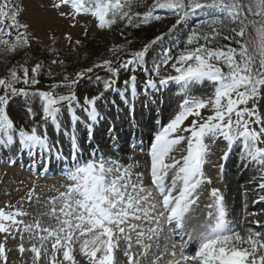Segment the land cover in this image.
<instances>
[{"label": "snow or ice", "instance_id": "obj_1", "mask_svg": "<svg viewBox=\"0 0 264 264\" xmlns=\"http://www.w3.org/2000/svg\"><path fill=\"white\" fill-rule=\"evenodd\" d=\"M135 2L136 0H58L53 7L59 9L68 6L71 11L61 12L60 15L73 20L80 15H90L101 30L111 28L119 21H127L126 26L138 27L139 24L133 23L136 19H140L142 23L158 20L160 17L153 15L156 9H170L178 16L173 25L175 29L188 17L199 15L198 10L205 11L211 19L204 23L213 33L217 31L214 25L222 23L225 17L238 25V30L233 28L232 31L241 38L236 41L239 48H208L198 43L201 37L194 31L187 44L196 46L181 52L173 63L176 75L160 79L161 87H166L169 83L177 85L183 101L174 118L156 133L150 148L151 184L160 197L158 202L152 189L143 185L142 173L137 174L138 182L132 183L129 169L122 170L116 161L102 155H93L83 163H76L65 173L71 183L65 186L66 191L50 201L53 206L49 215L59 222L57 228L41 227L37 221L34 225H25L21 229L19 226L24 222L17 218L27 213L20 210L5 212L0 209V233L5 234V240L13 229L37 234L41 241L40 247L33 245L29 249L34 253L35 264L41 261L42 250L43 255H48L44 246V242L48 240L52 241L49 264H79L74 255L76 243L80 244V254L87 264H119L116 257L118 251H123L127 264H140L136 254L132 252V234L135 233L136 245L142 249L139 255L146 258L152 245L143 241L145 238L151 240L153 234L163 230L160 227L161 218L169 225H174V234L180 235L182 242L184 236L181 233L187 235L191 242L192 233L185 232L186 217L199 199L197 189L204 183L211 184L203 171L210 152L206 140L223 137L229 151L239 141L244 157L264 166V148L259 147L260 143H264V116H261L257 106L258 100L264 98V0H154L148 11L133 14ZM22 11L16 0H0V54L16 53L31 46V38L26 31L28 26L19 21ZM202 38L207 41L208 35ZM161 39L163 37H157L151 43L155 44ZM148 47L146 45L143 50L133 53V59L122 62L119 67L128 70L129 65H133L131 70L134 72L135 65L143 63ZM168 60L169 57L165 55L162 63L166 65ZM26 63L14 66L9 70L8 77L0 78V144H12L15 133L19 136V143L25 148L45 149L47 136L39 135L36 126L30 132L22 128L16 129L8 113L10 100L17 96L38 95L42 101V119L50 120L59 128L60 105L67 103L68 111L75 121L78 118L73 105L74 102L78 104V99L74 91L60 95L55 89H71L83 78L84 73H77V78L71 81L65 77L66 83L51 86L53 91L29 93L23 88L18 89L16 85L38 84L37 76L43 65L35 64L30 76ZM52 63L57 61L53 60ZM111 64L112 61L103 62L112 76L118 77L119 69H113ZM156 67L158 71L159 65ZM86 71L91 72L92 68ZM135 80V75L130 77L133 94ZM116 82V79L104 81V90L113 88ZM124 83L128 85L129 81ZM206 84L211 86L212 95L207 99L193 95L195 90ZM147 86L157 89L156 82L152 80L147 82ZM98 99L99 96L91 99L86 97L84 100L89 106L85 111L92 121L98 117ZM250 102H253L251 108L247 106ZM241 105L244 107L241 108ZM205 109H209L212 114L204 116ZM27 111L34 118L35 113L30 107ZM253 124L259 126L258 131L251 126ZM185 142L183 154L177 158L174 153L181 151L179 146ZM226 156L227 152L224 158ZM170 172L172 176L169 182ZM260 187L264 188V183ZM210 195L214 198V203L207 207L214 208L215 212L207 213L206 222L201 225V231L196 237L194 254H185L181 247L180 256L176 258L177 253L173 250L169 253L173 259L168 264H264V240L261 239V234L249 228L246 229L248 235L241 236L228 219L224 197L219 190L212 189ZM158 204L162 211L157 213ZM133 221H143V224ZM144 224L154 226L145 229ZM121 241L124 242L123 248ZM175 247L173 244L172 248ZM19 251H25L23 244L19 246ZM61 252L62 259H58ZM160 259L162 256H157L151 264H157ZM0 261L8 264L4 243H0Z\"/></svg>", "mask_w": 264, "mask_h": 264}, {"label": "rangeland", "instance_id": "obj_2", "mask_svg": "<svg viewBox=\"0 0 264 264\" xmlns=\"http://www.w3.org/2000/svg\"><path fill=\"white\" fill-rule=\"evenodd\" d=\"M57 2L58 0H16V3L23 9L20 13L19 21L28 26L26 31L31 39L39 41L43 49L51 50L57 47L59 50L75 51L76 57L87 65H84L82 68L84 73L83 78H80V81L72 88V91L75 92L78 99V104L74 102L73 105L75 115L78 118L75 121H73L72 113L68 111L66 102L60 105L61 114L58 117L60 126L57 128L50 120L44 121L42 119V101L38 95H29L28 97L17 96L10 100L8 113L16 129L22 128L30 132L31 128L36 126L39 135L43 136L46 134L47 136V147L45 149L37 147L30 150L25 148L18 143L19 136L15 133L13 134L14 140L12 144H0V209L5 212L20 210L27 213V215L17 218L24 222L19 226L21 229H23L25 225H34L37 221H39L41 227L57 228L59 222L49 215L50 209L53 206L50 201H52L53 198L59 197L61 192L66 191L65 186L71 182L67 177L60 174L62 172H55L51 178L39 179L34 169L31 171L28 169V165L15 162V164L12 165L11 162L9 165L8 160H12L18 156L21 157L22 153H24L21 151L29 150L31 155L33 154V156L37 158L47 159V154H52V152L55 155L61 154L63 151L62 148L64 152L67 153L66 150L70 149L71 143L72 147H74L75 143H78L80 148L85 145L86 141L89 139L87 132H89V125L91 123L94 126V131L100 134L98 136L99 142L103 140V144H100V146H102L101 150H104L106 154H115L120 158L126 159V161L123 160L117 162V164L122 170L124 168L129 169L132 183L138 181L137 174L142 173L143 183L148 184V178L146 177V179L144 177L145 166H142L140 169V165L136 163V159L137 162H139L141 158L129 156L134 150L129 152L130 147H126V145L132 141L139 140L138 138H140V136L144 137L146 134H149L147 141L143 140L144 143L147 142V146H150L156 133L161 130L163 126H166L178 113L180 110L179 106L183 101L181 90L174 83H169L166 87H161L159 81L161 78L176 75L172 65L178 58L177 53L181 51L183 47L182 41L186 37L188 31L195 28L198 24L211 19L207 12L198 10L199 15L188 17L186 21L173 29V25L176 24L178 16L170 9H156L153 13L154 16H159L160 19L168 22L171 21V23L164 32L155 36L146 44L149 47L144 56L143 63L135 65V71L133 72L131 70L133 65H129L128 70L119 67V65L122 62L133 59L132 54L139 52V49H130L132 32L137 27L126 26L127 21H119L111 28L101 30L97 27V21L90 15H80L77 16L75 20L68 16H61V12H70L71 10L68 6H62L59 9L53 7V4ZM153 3L154 0H136L132 7V13L135 14L138 12L142 14L148 11ZM155 20L157 19H152L149 22ZM224 20H227V18H223L222 21ZM133 23L139 25L145 24L142 23L140 19L134 20ZM20 31H25V29H20ZM66 37H70L71 39H66ZM157 37H163V39L158 40L155 44L151 43L156 40ZM77 41H79V43H77ZM134 45L133 43V46ZM90 47L96 49V51L89 53L84 51L86 48L90 49ZM141 47H143L141 48V50H143L145 46L142 45ZM165 55L169 57L166 65L162 63ZM104 61H112L111 67L113 69H119L118 77H113L107 68L103 66ZM98 64L101 66L95 67V65ZM157 65H159L158 71ZM88 68H92V71L87 72L86 69ZM133 75L136 77L135 87L139 90L137 93L140 95L135 96L136 93L133 94L131 92L132 96L126 99L123 97V94H125L127 89L130 88L131 90L132 85L130 83V77ZM111 79H116L117 82L113 85V88L105 91L104 81ZM126 80L129 81L128 85L124 83ZM149 80L156 82L157 89L145 86ZM144 86L147 88V92L146 90L144 91ZM17 88H23L29 93L48 92L51 89L41 83L34 86L21 85ZM193 95L198 98L207 99L212 95V88L207 84L200 86L199 90L193 92ZM97 96H99L100 99L96 101V106L103 105L106 102L109 104L113 102L114 105H112V108L106 113L103 111L97 112L100 116L95 121H92L85 111L89 106L84 103V100L86 97L91 99ZM252 103L253 102H250L247 106L251 108ZM257 106L261 116H264V98L258 100ZM29 107L32 109L33 113H35L34 118L30 116L27 111ZM240 107L243 108L244 105ZM211 114L212 112L209 109L203 110L204 116ZM87 119L89 120V124ZM189 119L192 118L190 117ZM140 122L142 124H140ZM185 123L187 124L188 122L186 121ZM251 126L256 128L257 131L259 130L258 125L253 124ZM122 134H125L124 137H121ZM132 137L133 140L131 141L130 138ZM103 138H105V140ZM219 140L224 142L223 145L220 146L218 144ZM262 140H264V137H262ZM90 141L88 143H90ZM121 143H123L124 146H120ZM206 143L209 144L210 152L207 157L208 162L205 163L203 171L205 178L211 180V184L204 183L197 189L196 195H200L199 198H201V202H199L198 205H202L204 201H206V206L211 204L208 198L211 193L210 187H216L223 196L226 192V178L228 177L229 182L234 180L237 185L239 184L238 186H245L244 184H246L248 175L244 179L240 178L243 172L247 170L248 174H251L252 177L258 178V180H256L257 185H255V190L258 189L262 195L245 191L250 200L247 202L251 208L249 212L253 214L257 213V216H260L262 213L261 209L264 208V199H261V197H264V188L259 186L264 183V166L257 165L254 162L249 166L246 164L242 165L241 161L246 158H244L241 153L235 154L231 162H229L230 170L223 172V176H220L222 167L218 165L220 159L219 155H222L224 149L227 150V155H229L230 151L226 148L227 141H225L223 137H220L217 140H206ZM236 145L242 149L239 141H237ZM185 147L186 142L179 146L181 151L174 153V155L179 158V156L183 154ZM259 147L264 148V143H260ZM119 148H123L121 151L122 153L118 151ZM91 149H94V147ZM90 157L91 156L88 155L87 159ZM110 158L113 159L111 156ZM22 159L27 160L28 157H23ZM145 159L149 161L150 156L148 155ZM52 162L53 164H59L57 158L53 159ZM169 176H172L171 172ZM58 177L61 179H57ZM207 189H209V191ZM252 191L253 190L250 192ZM29 193H31L30 200ZM56 206L57 208L59 207V201H57ZM199 210L200 207L196 209L198 213ZM262 220L263 221H253L251 223H249V220H245V223L247 222L245 227L246 229H253V232H262L264 229H262L261 226L264 224V218H262ZM200 228L198 227L201 231ZM44 235H46V233ZM82 239L83 238H81V240ZM0 243L5 244L8 264H35L34 253L29 251V249L33 245L40 247L41 241L37 238L35 232H17L13 229L12 234L7 236L6 240L5 234L0 233ZM21 244H23L25 248L23 253L19 251V246ZM51 244V240L44 242V246L48 250V255H43L42 250V258L39 264H49ZM74 247V255L79 264H87V261L82 260V255L79 251L80 244L76 243ZM161 255L162 249L152 260ZM141 258L146 259L145 257ZM58 259H62V252L58 256ZM0 264H3V261H0ZM65 264H67V262H65ZM121 264H124L122 260ZM140 264L147 263L140 262Z\"/></svg>", "mask_w": 264, "mask_h": 264}, {"label": "trees", "instance_id": "obj_3", "mask_svg": "<svg viewBox=\"0 0 264 264\" xmlns=\"http://www.w3.org/2000/svg\"><path fill=\"white\" fill-rule=\"evenodd\" d=\"M170 23L171 21L168 22L160 19L139 25L132 32L130 49H139L138 51H140L141 48H143L141 47L142 45L146 46V44L155 36L164 32ZM214 27L217 29L215 33L212 32V29L209 28L207 24L198 25L183 41V51L187 48L196 46V44H187L188 39L192 36L194 31L201 37L198 40V43L206 45L208 48H222L224 50H226L227 47L239 48L236 41L241 38L236 35V32L232 31L233 28L238 30L237 24H233L227 19L220 24L214 25ZM206 34L208 35L207 41L202 38ZM133 43L135 44L134 46ZM84 51L89 53L96 51V49L90 47V49L86 48ZM53 60H56L57 63H52ZM61 61L63 63H61ZM81 61L82 60L76 57L75 51L59 50L57 47L54 49L52 48L51 50L43 49V46L39 41L31 39V46L29 48L18 50L16 53L0 54V78L8 77L10 69L19 64H24L25 62H27L26 66L29 68V75L31 76V68L35 64L41 63L43 67L40 69L37 79L39 80V83L50 87L51 89L49 91H53L51 87L52 85L66 83L64 79L65 77H68V81L76 79V74L83 72L82 68L84 67L85 62ZM224 70L227 71V69ZM19 74L22 75V72ZM79 81L80 79L78 82ZM21 85L24 86V84L20 83L17 84L16 87ZM72 88L58 87L55 89V92L60 95H67L72 91Z\"/></svg>", "mask_w": 264, "mask_h": 264}, {"label": "bare ground", "instance_id": "obj_4", "mask_svg": "<svg viewBox=\"0 0 264 264\" xmlns=\"http://www.w3.org/2000/svg\"><path fill=\"white\" fill-rule=\"evenodd\" d=\"M129 87H131V86H129ZM131 92L132 91L130 90V88L127 89L126 92H125V94H123V97H125L126 99H128L129 96H132L131 95ZM128 101H130V100H128ZM112 105H114L113 102L110 103V104L108 102H106L103 105L96 106V110H97V112H102L103 111L104 113H106L107 111H109L112 108ZM87 122L89 124V120L88 119H87ZM140 124H142V123L140 122ZM92 128L93 127L90 124L89 125V131H91V130L93 131L91 133V135H90L91 136V141H90V143H88V145L85 144L86 146L83 145L82 147H80V150H79L78 155H77L79 159H87L88 155H90V156L95 155L96 157H99V156L102 155L105 158H110V156H111V157H113V159H111V158L110 159L111 160H114L116 162H120V161H123V160L126 161V159L120 158L119 156H116L115 154H111V155L110 154H106L104 150H101L102 146H100V144H103V140L101 142H99L98 136L100 134L97 135V132L94 131ZM129 130H130V127H129ZM94 132H96V133H94ZM124 135L125 134H122L121 137H124ZM147 138H149V134H146L144 137L140 136L138 142H142L143 143V139L147 141ZM103 139L105 140V138H103ZM95 140L97 142H95ZM223 143L224 142H222V140H219V143L218 144L221 146V145H223ZM123 145H124L123 143L120 144V146H123ZM93 147H94V149H91ZM136 148H137V146L134 147V149H133L134 152H131L129 156H131V157L133 156V157H136V158L138 157L139 159L141 158L139 160V162H137V159H136V163H138L140 165V169H141L142 166L143 167L145 166L144 167V177L145 178L147 176H151L150 175L151 168L149 166H147L148 165L147 160L143 159V157L140 156V155H138V154H134L136 152ZM139 148H141V146ZM226 148H228V145L226 146ZM239 149H241V147H239L236 144L233 145L232 149L229 152V155H227L226 158H224V156H225V153L227 152V150L224 149V151L222 152V155L220 156L219 162H218L220 165L223 166V170H225V171H229L230 170L229 169V162H231V160H232V158H233V156L235 154H240L241 153V155L244 156L243 155V152H242V149L241 150H239ZM122 150H123V148H119L118 149V151H120V153H122L121 152ZM66 151H68V150H66ZM68 152L70 154L71 149H69ZM64 154H65V152H64ZM68 159H69V155H68ZM22 160H23V162H26V161L29 162V159H27V160L22 159ZM128 160H130V159H128ZM57 161H58V163L60 165H63L64 163H67V162H65V160H62V159H59V160L57 159ZM76 163H78V161ZM251 163L252 162L251 161L249 162V160H247V159H243L241 161V164L242 165L246 164V165L249 166ZM138 172H139V170H138ZM247 175H248V178L246 179V184H244L245 186H242V185L241 186H238L239 184L237 185L234 180H232L231 182H229V179H228L229 177L226 178L227 179L226 180L227 181L226 192L223 194V197H224V207H225L226 212L228 214V219H229V221L232 222V224L235 227V229L240 232L241 236H244V237H246L248 235L247 231L245 230L246 229L245 224H247V222L245 223V220H249L250 221L249 223H251L253 221H256V222L263 221L262 218H264V208L261 209V212L262 213L260 212L261 213L260 216H257V213L256 214L255 213L253 214V213H250L249 212V210L251 208L249 207V205L247 203L248 201H250L248 199L247 195H246L247 192L249 191V193H253V194L256 193L257 195L258 194L261 195V193L258 191V189L255 190V185H257L256 184L257 183L256 180H258V178L257 177H252L251 174H248V171L247 170H245L243 172V174L241 175V178L240 179H244ZM178 187H179V184H178ZM240 187H243V188H240ZM256 187H258V186H256ZM149 189H150V187H149ZM211 189H215V188L211 187ZM251 190H253V191L250 192ZM245 191H247V192H245ZM219 193H221V192H219ZM247 205H248V207H247ZM257 205H256V207H257ZM207 210H208V212L211 211L210 209H207ZM165 223H166V221L163 222V219L161 218V222H160V225L161 226L160 227L163 230L159 232L158 237L162 241H164V242L167 241L168 243L166 244V248L162 249V255H161L162 256V259L158 260L157 261V264H168V261L171 260V259H173V258L167 256L168 255V252H167L168 248H171L172 249L171 251L175 250L177 254H179V252H180V250H179V243L176 242V240L172 237V231L165 226ZM200 226L201 225H198L199 228H200ZM261 228L264 229V224H262ZM258 232L261 234V239L264 240V230L262 232H260V231H258ZM173 244L176 245L175 249L172 248V245ZM244 246L247 247V245H244ZM196 247H197V243H195L194 246L188 248L187 250H184V253L187 254V255H193L194 252H195ZM116 257H118L117 256V253H116ZM176 258H179V256H177ZM118 262H119V264H121V260H118Z\"/></svg>", "mask_w": 264, "mask_h": 264}]
</instances>
